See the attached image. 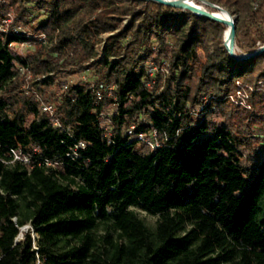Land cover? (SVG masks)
<instances>
[{
  "label": "trees",
  "instance_id": "1",
  "mask_svg": "<svg viewBox=\"0 0 264 264\" xmlns=\"http://www.w3.org/2000/svg\"><path fill=\"white\" fill-rule=\"evenodd\" d=\"M207 1L237 15V43L255 24L248 53L264 44V0ZM28 7L46 10L50 51L79 71L92 60L97 80L65 85L55 116L40 114L19 95L18 69L59 64L43 49L20 56L11 45L34 40L0 33V264H264V54L236 62L221 46L226 26L154 2L5 0L0 16ZM167 51L165 79L153 81L145 64ZM237 82L255 90L252 110L227 117ZM151 131L155 149L136 138ZM24 226L36 238L17 239Z\"/></svg>",
  "mask_w": 264,
  "mask_h": 264
},
{
  "label": "rangeland",
  "instance_id": "2",
  "mask_svg": "<svg viewBox=\"0 0 264 264\" xmlns=\"http://www.w3.org/2000/svg\"><path fill=\"white\" fill-rule=\"evenodd\" d=\"M5 0H0V3H4ZM196 4L199 3L196 2ZM255 6V5H253ZM29 11L24 14H19L14 11H9L8 13L3 14V16H0V33L4 32H14V33H21L24 34L26 37L30 38L31 40H34V42H28L25 44H14L11 45V48L14 52L19 54L20 56H28L30 54H33L37 52L40 49L45 50L46 53H48L49 58L56 61L59 66L56 72H53L48 75H39L35 76L32 72L28 71L27 69L20 68L18 69V77L16 79L17 87L19 91V95L22 97L29 98L37 103L38 110L40 114H47L43 112L44 106H51L53 110V115L55 116V111L60 104V93L62 87L65 85H73L75 83H83L88 85L90 88L96 87V80L97 77L95 76V68L91 66V61L84 64L83 70H77V66H74L71 63V55H66L61 57L59 54L50 51L53 47L54 43H51L48 39L47 34L43 33L41 26L45 24L46 18H47V12L46 10H38L36 8H29ZM226 10V9H225ZM227 11V10H226ZM215 12V11H213ZM230 16L235 18L237 20V15H232L229 11H227ZM127 20L123 21V24H126ZM255 24H249L247 29V35L240 38V42H235V52L237 54H245L247 52V37L253 36ZM228 28V25H227ZM226 31V28H225ZM221 35L220 41L221 46L223 47V37L224 33ZM102 38H106V36H102ZM259 45V44H258ZM154 44V48H155ZM170 48H168L169 50ZM169 51H167L164 56L162 57H155L156 61H151L145 64V70L148 73V76L154 81L156 78V75L159 74V77L161 78V81L163 82L166 76V67H167V60L169 59ZM99 53V52H98ZM98 57H101V54L99 53ZM162 58H164L162 60ZM160 59V60H159ZM162 60V61H161ZM47 77H52L55 81L54 86H46L43 84V80H45ZM237 90L234 94L229 95L225 98L226 101L229 102V109L227 111V117L231 116L232 112L236 108H243L245 110H252L251 104L249 102L250 100V94L253 93L255 90L251 88L250 86H246L241 84L240 82L236 83ZM259 87L257 90H264V84L259 83ZM112 86H105V88L100 89L99 93H105L108 96L111 94ZM203 102H211L214 100L213 95H205L202 97ZM22 101L17 102V106H21ZM202 107H196L194 110L196 112L200 111ZM115 106L109 105L105 108L104 114L102 116V122L101 125L105 128L107 132H110L111 128V118L113 114L115 113ZM226 117V118H227ZM216 124L221 125L224 120L223 118H220L219 116L213 117L212 119ZM158 142V141H157ZM243 156L248 159V151H243ZM134 211L137 213L139 218L143 219L144 222L150 226L154 227L156 224V216H153L151 214H148L146 212H143L138 209H134ZM32 238H36V235L32 232L29 226H26V229L24 231H21L17 239H22L23 232H28Z\"/></svg>",
  "mask_w": 264,
  "mask_h": 264
},
{
  "label": "water",
  "instance_id": "3",
  "mask_svg": "<svg viewBox=\"0 0 264 264\" xmlns=\"http://www.w3.org/2000/svg\"><path fill=\"white\" fill-rule=\"evenodd\" d=\"M143 2H154L160 5H164L167 7L180 9L184 11H188L194 16L198 17L202 20H210L213 22L220 23L227 27L229 25V33L227 37V41H224L223 39V48L227 52V55L230 59L236 61V62H242L249 60L253 57L259 56L264 54V44L260 46L258 49L251 53H245V54H236L234 51L235 48V32H236V19L233 18L230 23L225 22L221 19H218L214 16L213 11L215 10H225L224 8H221L218 5H215L213 3H210L207 0H195V2H198L200 6H192L187 3V0H140ZM26 229V226L21 228V231H24Z\"/></svg>",
  "mask_w": 264,
  "mask_h": 264
},
{
  "label": "built area",
  "instance_id": "4",
  "mask_svg": "<svg viewBox=\"0 0 264 264\" xmlns=\"http://www.w3.org/2000/svg\"><path fill=\"white\" fill-rule=\"evenodd\" d=\"M253 5H255V3H253ZM97 97L100 100L102 95L97 92ZM43 112L53 115V110L51 108V106H44L43 107ZM55 126H59V124L57 123V121L55 120L54 122ZM133 131H134V126H131L128 130V135H133ZM137 140L141 143L144 144L148 147H150L151 149H155L157 146H159V143L157 142V133L155 131H151L149 134H138L137 135ZM79 147L83 148V144H79ZM13 160L16 161H20L23 164H28L29 159L28 156L20 151H11ZM34 239V238H33Z\"/></svg>",
  "mask_w": 264,
  "mask_h": 264
},
{
  "label": "bare ground",
  "instance_id": "5",
  "mask_svg": "<svg viewBox=\"0 0 264 264\" xmlns=\"http://www.w3.org/2000/svg\"><path fill=\"white\" fill-rule=\"evenodd\" d=\"M187 3L189 5H192V6H196V5L198 6V4H196L195 0H187ZM213 13H214V16L216 18L221 19V20H223L225 22H228V23H230V21L233 19V17L230 16L229 13L226 10H216ZM228 33H229V25H228V28L226 27V31L224 33V37H223L224 41H227ZM234 51H235V48H234Z\"/></svg>",
  "mask_w": 264,
  "mask_h": 264
}]
</instances>
